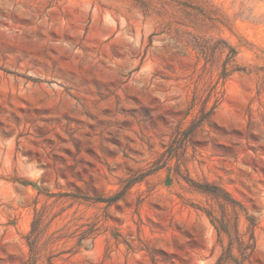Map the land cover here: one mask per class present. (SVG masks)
<instances>
[{"label":"rangeland","instance_id":"obj_1","mask_svg":"<svg viewBox=\"0 0 264 264\" xmlns=\"http://www.w3.org/2000/svg\"><path fill=\"white\" fill-rule=\"evenodd\" d=\"M0 264H264V0H0Z\"/></svg>","mask_w":264,"mask_h":264}]
</instances>
